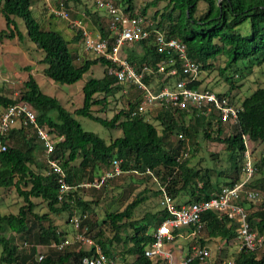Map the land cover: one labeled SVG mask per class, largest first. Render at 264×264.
<instances>
[{
	"label": "trees",
	"instance_id": "1",
	"mask_svg": "<svg viewBox=\"0 0 264 264\" xmlns=\"http://www.w3.org/2000/svg\"><path fill=\"white\" fill-rule=\"evenodd\" d=\"M38 1L0 0V15L10 31L8 37L18 36L23 40L19 22L24 24L31 42L43 51L39 64L44 66V74L53 84H74L98 64L104 66V74L86 82L82 107L70 111L58 98L44 93L31 73L32 67L28 66L25 69L29 76L18 98L0 89V118L14 105H30L41 126L64 138L56 145L52 158L60 161L70 185L79 187L101 179L104 171L111 170L113 160L120 159L124 173L147 175L159 186V193L165 189L181 206L208 200L223 187H233L243 179L244 137L252 143H264V88L259 87L242 100L237 121L224 122L215 111L207 109L187 112L172 107L156 108L148 111L146 116H140V90L133 86L127 88L109 74L112 64L105 58L93 55L81 60L76 47L82 41L81 32L69 38L53 27L46 29L47 15L51 19L56 17L50 14L43 0L42 11L38 13L34 8ZM110 1L130 16H141L147 22L149 9L164 3L163 8L152 16L151 27L162 31L166 38L185 44L189 58L199 65L200 73L213 71L217 59L224 57L225 66L219 67L218 71L230 89L237 87L239 80L236 77L242 75L238 69L240 64L264 65V0H152L140 7L138 13V0ZM65 4L67 8L70 5L86 7L85 0H66ZM98 27L102 39L113 41L109 26L98 23ZM125 57L137 70L144 66L152 68L153 73L145 81L154 91L171 87L185 77L178 60L177 75L157 72L160 63L176 55L168 50L159 51L153 37L126 46ZM200 79L190 87L212 91L204 85L205 80ZM231 93L229 90L217 95L238 106ZM109 113H112L111 117H108ZM80 117L107 130L120 131L121 135L108 142L97 133L87 131L80 123ZM200 137L205 142L225 145L228 153L230 166L219 172L220 179L215 184L209 178V168L198 169L192 165L194 152L199 150ZM0 141L7 146L6 150L0 151V191L14 187L25 201L17 214H0L2 264H82V258L93 256L94 250L80 245L62 251L51 248L52 243L62 242L69 236L68 232L59 229L53 217L67 213L69 222L75 211L81 216L88 215L84 220V225L89 228L88 234L107 256L115 260L119 258L118 264H166L148 258L145 253L154 243L157 228L169 215L162 209L158 213H146L141 218L136 216L147 200L145 195L151 191L149 188L137 194L125 208L106 212L110 235L101 222L89 220V214L94 213L99 201L85 200L79 195L81 188L69 193L64 201L58 200L57 177L50 172L46 158H43L46 149L35 132L19 124L7 136L0 137ZM253 156L256 175L248 188L261 191L263 198L259 204L248 200L240 203L248 212L252 231L263 236L264 149L258 156L253 152ZM221 177L224 178L222 182ZM181 196H187L184 203L180 201ZM33 199L45 203L47 211L37 212V203ZM203 224L204 228L194 238H198L199 248L205 246L206 236L222 241L233 240L237 236L236 221L227 216L207 212L203 215ZM194 229L192 226L183 230L189 233ZM180 231L176 230L175 235ZM201 235L204 237H199ZM23 236L29 244L27 248L17 243V239ZM120 245L122 247L118 248ZM40 246L49 247L42 260H39ZM263 249H243L229 259H235V264H264ZM185 252L186 258L193 256L192 244ZM203 263L196 258L189 264Z\"/></svg>",
	"mask_w": 264,
	"mask_h": 264
},
{
	"label": "built area",
	"instance_id": "2",
	"mask_svg": "<svg viewBox=\"0 0 264 264\" xmlns=\"http://www.w3.org/2000/svg\"><path fill=\"white\" fill-rule=\"evenodd\" d=\"M50 12L55 17L68 21L72 28L77 29L82 34L84 51L88 54H94L103 57L109 61L112 66L109 74L113 75L116 80L124 84L127 88L131 86L140 90L142 101L138 106V114L146 116L148 111L156 108H177L192 112L193 109H207L215 111L224 122L237 121L239 107L233 106L230 99L220 97L217 93L210 90H201L190 87V84L199 80V65L191 60L187 54L185 44L176 39H168L164 33L158 29L152 28V23L146 21L141 16H130L124 9L117 7L110 0H92L97 8L105 10L110 17L109 28L113 34V41L102 39L96 36L87 23L82 19L73 20L70 10L67 8L66 0H58L56 4L51 0H43ZM153 37L159 51L168 50L173 52L176 57H171L168 61L159 64L157 72L167 73L175 76L179 72L176 67L177 60L183 75V79L176 81L173 86H167L159 91L146 83L147 76L153 73L151 67L144 66L137 70L125 57V47L133 43L147 40ZM170 67L168 70L167 68ZM127 89L125 93H127ZM137 114V113H135ZM23 125L30 128L39 140L44 144L46 149V162L50 172L56 175L59 194L58 200L64 201L69 193L78 188H100L108 180L121 176L124 171L121 168L122 160L114 159L112 168L100 180L93 183H85L79 187H73L67 182L66 173L60 165V161L52 158L56 145L64 138L51 134L50 130L38 123L35 110L26 103H21L8 108L0 118V137H5L17 125ZM246 151L245 162L243 164V179L233 187H223L217 194L210 199L198 203L183 204L178 206L176 201L165 191L161 193V207L169 215L162 224L157 228L154 234V243L151 248L146 250V256L153 260H161L166 264H175V256L172 250L175 247H169L171 243H176V230L188 229L194 227V231L187 233L189 238H195L197 233L204 228L203 215L207 212H214L219 215L227 216L236 221V238L239 242L238 252L246 249L256 251L264 248V235L253 232L248 219V212L240 202L248 200L254 203L260 202L263 193L256 189L248 188L249 182L256 175L255 160L253 152L248 145L247 137H244ZM7 146L0 141V151L6 150ZM150 173L149 171H147ZM88 215L81 216L76 211L70 217V224L73 228L71 237L65 238L62 242H54L51 248L62 251L73 245H80L87 250H94L93 256H84L82 264H118L115 259L107 256L101 246L88 234L89 228L84 225V220ZM225 241V240H224ZM27 242L23 247H28ZM39 260L44 258V253L49 247L40 246ZM211 256V251L207 246L195 247L194 254L190 258H184L176 264H189L194 259L206 262ZM224 264H235V259H229Z\"/></svg>",
	"mask_w": 264,
	"mask_h": 264
},
{
	"label": "rangeland",
	"instance_id": "3",
	"mask_svg": "<svg viewBox=\"0 0 264 264\" xmlns=\"http://www.w3.org/2000/svg\"><path fill=\"white\" fill-rule=\"evenodd\" d=\"M57 1L58 0H51L52 3H56ZM85 1L86 7L78 8L74 7V5L69 6L68 9L70 10L71 18L73 20L82 19L88 24L92 32L97 31V22L108 28L110 24V17L107 12L105 10H98L91 0ZM150 1L152 0H138L136 3V13H138L140 7L144 6ZM43 5L44 2L40 0L34 8L38 13H40L42 11ZM163 6L164 3H161L158 7L149 9L147 16L149 23L152 22L151 18L154 13L159 9L161 10ZM86 8L88 9L87 11L89 14L86 11ZM95 18H97L98 21H96ZM44 27L46 29L53 27L57 30L63 31L69 38L71 36L74 37L78 32L77 29L72 28L68 21L59 18L51 19L48 15L46 17ZM19 28L24 34L23 40L19 39L18 36L15 38H9L7 34H10V31L7 30L6 22L3 16L0 15V89L3 91V93L13 98H18L20 96V91L23 87V84L29 76V71L25 68L30 66L32 67L31 73L37 79L44 93L58 98L70 111H74L76 108L82 107L84 98L83 88L86 82L91 78H101L104 74V66L102 64L93 66L90 72L86 73L80 81L74 84H53L45 76L44 66L39 64L44 55L43 51L39 50L31 42L26 34V29L22 22H19ZM66 30H70L72 32L71 34L73 35H67ZM76 47L80 52L81 60L84 58L93 57L92 54H88L81 49V43H78ZM215 64L216 69L210 72L203 71L200 73L199 79H204V85L209 89H212V91L215 93H225L231 90V96L234 98L233 100L235 103L238 104L239 110H241L240 103L242 100H244L246 97H249L259 87L264 88V65L251 66L250 64H240L238 69H240L242 75L240 74V76L236 77V79L239 80L237 82V87L230 89V86L223 80L222 77H220V72L218 71L219 67L225 66L224 57H219ZM111 115L112 113H109L108 117H111ZM78 119L87 131L97 133L100 137L107 140L108 142L113 137L121 135L120 131L107 130L100 124L95 123L87 118L80 117ZM198 142L199 150L194 152L192 165L198 169L209 168V178L211 183L215 184L220 179L219 172L226 170L230 166L226 147L220 143L205 142L202 137L198 139ZM248 145L250 146L252 152H255V156H258L264 149V143H252L248 140ZM185 152L189 151L185 150ZM43 158H46V156ZM108 171L106 170L104 172L107 173ZM97 180L100 179H96L95 181ZM223 180L224 178L221 177V182ZM154 182L155 181L150 180L147 175L124 173L115 179L106 181L100 188H81L79 195L88 201H99V205L95 208L94 213L89 214V220L93 222H101L106 231H108V233L111 235L109 224L105 219L106 212L125 208V206L129 204L137 194L143 193L146 188H149L151 191L149 194L145 195L147 200L138 209L136 216L141 218L146 213L154 214L162 210L161 193L158 192L159 186ZM107 183L108 187H105L104 189V186ZM201 185L202 183L199 184L200 187ZM33 200L37 203V212L42 213L47 211L46 204L40 199ZM186 200L187 196L180 197L181 203H184ZM180 201L178 199V202ZM259 203L260 202H258V204ZM24 205V199L17 193L14 187L0 191V214H17L20 208ZM53 218L61 231L68 232L67 235L73 234L72 225L70 222H68L67 213L61 216H55ZM179 234L180 235L175 240L176 243H171L170 247L181 245V247H183V256H186L185 251L189 244H192L193 251L195 247L200 246L198 238H187L184 230L182 232L180 231ZM199 237L203 238L204 236L201 235ZM25 239V236L20 237L17 239V243L23 246V243L26 242ZM204 239L206 242L205 246H207L211 251V256L203 264H224L225 261L229 260V258L235 256L238 253L239 242L235 239L229 241L217 239L211 240L207 236L204 237ZM121 247L122 245H120L118 248ZM45 250L46 249H40L41 252H44ZM1 252L2 249L0 247V257ZM262 252H264V249ZM116 261L119 262L120 259L116 258ZM0 264H2L1 260Z\"/></svg>",
	"mask_w": 264,
	"mask_h": 264
},
{
	"label": "crops",
	"instance_id": "4",
	"mask_svg": "<svg viewBox=\"0 0 264 264\" xmlns=\"http://www.w3.org/2000/svg\"><path fill=\"white\" fill-rule=\"evenodd\" d=\"M92 1V0H91ZM57 3V2H56ZM56 3H54V4H56ZM93 3V2H92ZM94 5H95V3H93ZM96 6V5H95ZM48 8V7H47ZM96 8H97V6H96ZM98 10H101V9H99V8H97ZM57 18V17H56ZM95 20L96 21H98L97 20V18H95ZM96 25H97V27H96V32H93L96 36H99V37H101V34H100V31H99V27H98V22L96 23ZM60 31V30H59ZM63 32V31H62ZM66 32H67V35L69 34L70 36L71 35H73V34H71L72 32L70 31V30H66ZM70 38H73L72 36L70 37ZM81 49L84 51V46H83V41H81ZM80 53V52H79ZM92 55H94V54H92ZM95 56V55H94ZM45 156H46V154H45ZM106 174V173H105ZM104 174V175H105ZM124 174V173H123ZM72 230H73V228H72ZM72 233H73V231H72ZM185 235L187 236V233L185 232ZM72 235H69V237H71ZM187 238H189V236H187ZM169 247H170V245H169ZM171 248V247H170ZM172 249V248H171ZM172 252H173V254H174V256L176 257V260H175V264L176 263H178L179 261H182V260H184V258L185 257H187V256H183V247H181V245H176L175 246V249L174 250H172Z\"/></svg>",
	"mask_w": 264,
	"mask_h": 264
}]
</instances>
